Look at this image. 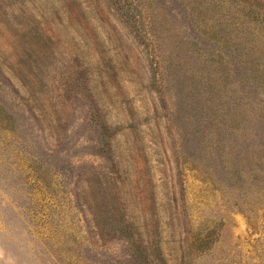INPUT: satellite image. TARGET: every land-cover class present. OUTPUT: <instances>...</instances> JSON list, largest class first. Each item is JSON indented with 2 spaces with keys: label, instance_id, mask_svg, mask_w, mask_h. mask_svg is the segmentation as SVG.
Returning a JSON list of instances; mask_svg holds the SVG:
<instances>
[{
  "label": "rangeland",
  "instance_id": "374dc122",
  "mask_svg": "<svg viewBox=\"0 0 264 264\" xmlns=\"http://www.w3.org/2000/svg\"><path fill=\"white\" fill-rule=\"evenodd\" d=\"M184 248L264 264V0H0V264Z\"/></svg>",
  "mask_w": 264,
  "mask_h": 264
},
{
  "label": "trees",
  "instance_id": "16d2710c",
  "mask_svg": "<svg viewBox=\"0 0 264 264\" xmlns=\"http://www.w3.org/2000/svg\"><path fill=\"white\" fill-rule=\"evenodd\" d=\"M160 249V248H159ZM187 252H185V250H183L182 253H180L181 255V258H180V264H189V262L191 261L190 259H188V255L190 254L188 248H184ZM161 260H164L165 259L162 257H160ZM165 264H168L167 261H165Z\"/></svg>",
  "mask_w": 264,
  "mask_h": 264
}]
</instances>
